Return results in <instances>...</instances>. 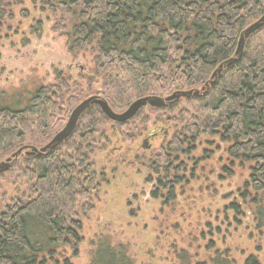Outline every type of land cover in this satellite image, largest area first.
I'll return each instance as SVG.
<instances>
[{"label":"trees","instance_id":"obj_1","mask_svg":"<svg viewBox=\"0 0 264 264\" xmlns=\"http://www.w3.org/2000/svg\"><path fill=\"white\" fill-rule=\"evenodd\" d=\"M37 1L49 9L52 31L65 37L69 55L90 61L76 79L56 70L54 82L35 92H0V163L24 151L7 177L0 174V264H72L83 242L81 219L106 181L93 157L113 139L120 147L132 145L150 122L169 127L172 135L157 151L136 158L140 165L154 173L179 172L181 158L203 147L201 161H208L212 154L204 157V146H215L222 153V179L235 168L249 173L236 201L264 233V26L241 41L264 16V0ZM24 2L0 0V33ZM180 92L193 94L162 108L145 107L156 117L153 123L144 108L117 123L93 105L58 148L25 153L45 147L88 98L98 97L120 114L140 99ZM177 257L191 264L187 252ZM88 264L135 262L125 246L105 238L94 245ZM206 264L239 262L215 250ZM240 264L263 263L250 255Z\"/></svg>","mask_w":264,"mask_h":264},{"label":"rangeland","instance_id":"obj_2","mask_svg":"<svg viewBox=\"0 0 264 264\" xmlns=\"http://www.w3.org/2000/svg\"><path fill=\"white\" fill-rule=\"evenodd\" d=\"M53 24L49 9L37 0H25L13 9V18L0 33V92H35L54 82L56 70L68 71L75 79L88 71L90 60L72 58L65 37L52 31ZM37 27L41 34L34 32ZM149 112L143 109L153 123L156 117ZM149 125L132 145L120 147L113 139L111 147L93 157L94 169L103 172L106 181L93 194L92 210L81 219L83 242L71 263L88 264L96 242L110 238L128 249L135 264H182L177 257L181 251L191 256V264H206L215 250L229 253L239 264L250 255L264 264V233L236 201L249 173L235 168L222 179V153L215 146H204V157L212 154L208 161H201V147L181 158L179 172H151L138 160L170 140L172 129ZM110 128L108 124L106 132Z\"/></svg>","mask_w":264,"mask_h":264},{"label":"water","instance_id":"obj_3","mask_svg":"<svg viewBox=\"0 0 264 264\" xmlns=\"http://www.w3.org/2000/svg\"><path fill=\"white\" fill-rule=\"evenodd\" d=\"M262 26H264V16L257 23L253 24L245 31V33L241 37V41L243 42L245 37H248L250 34L258 30ZM192 94H193L192 92H180L166 99L156 98V97L143 98L131 104L127 110H125L120 114H116L112 110H110L106 102H104L100 98L98 97L88 98L74 108L65 126L57 135L54 136V138L45 147L41 149L32 148L30 152H25V153L27 155H35V154L40 155L42 153L51 152L56 148H58L73 133L83 113L93 105L99 106L102 109V111L105 113V115L112 121L117 123H123L133 118L142 108L148 106L155 108H162L174 100L191 96ZM146 142L147 140L143 142L144 147L146 146ZM23 152H24L23 150H19L16 153H14L11 157L6 159L4 162H1L0 174L5 173L9 169H11Z\"/></svg>","mask_w":264,"mask_h":264}]
</instances>
